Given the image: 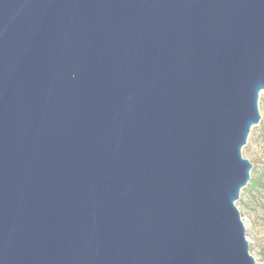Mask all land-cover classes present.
<instances>
[{
	"label": "water",
	"instance_id": "obj_1",
	"mask_svg": "<svg viewBox=\"0 0 264 264\" xmlns=\"http://www.w3.org/2000/svg\"><path fill=\"white\" fill-rule=\"evenodd\" d=\"M262 91L264 0H0V264H257Z\"/></svg>",
	"mask_w": 264,
	"mask_h": 264
},
{
	"label": "rangeland",
	"instance_id": "obj_2",
	"mask_svg": "<svg viewBox=\"0 0 264 264\" xmlns=\"http://www.w3.org/2000/svg\"><path fill=\"white\" fill-rule=\"evenodd\" d=\"M261 122L250 132L242 155L253 165L251 181L241 191L236 206L246 228L250 253L257 264H264V91L259 97Z\"/></svg>",
	"mask_w": 264,
	"mask_h": 264
},
{
	"label": "trees",
	"instance_id": "obj_3",
	"mask_svg": "<svg viewBox=\"0 0 264 264\" xmlns=\"http://www.w3.org/2000/svg\"><path fill=\"white\" fill-rule=\"evenodd\" d=\"M263 260H264V255H263Z\"/></svg>",
	"mask_w": 264,
	"mask_h": 264
}]
</instances>
